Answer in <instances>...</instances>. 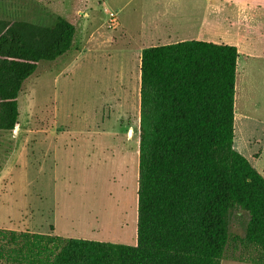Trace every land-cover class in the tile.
I'll list each match as a JSON object with an SVG mask.
<instances>
[{
    "label": "rangeland",
    "instance_id": "rangeland-1",
    "mask_svg": "<svg viewBox=\"0 0 264 264\" xmlns=\"http://www.w3.org/2000/svg\"><path fill=\"white\" fill-rule=\"evenodd\" d=\"M157 1L0 0V20L76 27L71 50L24 82L17 130L0 131V229L136 245L141 53L180 36L153 32ZM248 1L219 33L239 46L235 149L264 177V0ZM248 221L233 213L221 264H254Z\"/></svg>",
    "mask_w": 264,
    "mask_h": 264
},
{
    "label": "trees",
    "instance_id": "trees-1",
    "mask_svg": "<svg viewBox=\"0 0 264 264\" xmlns=\"http://www.w3.org/2000/svg\"><path fill=\"white\" fill-rule=\"evenodd\" d=\"M76 27L0 20V131L24 82L68 53ZM236 46L183 41L141 53L136 245L0 229V264H221L235 211L264 264V177L235 149Z\"/></svg>",
    "mask_w": 264,
    "mask_h": 264
},
{
    "label": "crops",
    "instance_id": "crops-1",
    "mask_svg": "<svg viewBox=\"0 0 264 264\" xmlns=\"http://www.w3.org/2000/svg\"><path fill=\"white\" fill-rule=\"evenodd\" d=\"M248 0H158L155 3L156 9L153 14L154 21L151 23L153 32L159 26L174 29L172 31L180 33L179 38H176V43L183 41H192L188 39L195 38L196 41H204L214 44H221L225 39H232V36H223L219 33L221 21H225L228 15L237 14L239 10L245 9L248 6ZM244 7V8H242ZM237 11V12H236ZM194 29L196 32L185 33V31ZM195 33V34H194ZM234 40V39H232ZM175 44V43H171ZM224 44L239 46L236 43L225 42ZM169 45V44H166ZM252 54L253 52L250 51ZM256 54V53H254ZM264 54V53H263ZM240 57V56H239ZM261 138V144L264 143V129ZM257 148L255 154L258 157L263 154L264 149L259 142H255ZM256 157V156H255Z\"/></svg>",
    "mask_w": 264,
    "mask_h": 264
},
{
    "label": "water",
    "instance_id": "water-1",
    "mask_svg": "<svg viewBox=\"0 0 264 264\" xmlns=\"http://www.w3.org/2000/svg\"><path fill=\"white\" fill-rule=\"evenodd\" d=\"M15 130H17V128H15Z\"/></svg>",
    "mask_w": 264,
    "mask_h": 264
}]
</instances>
